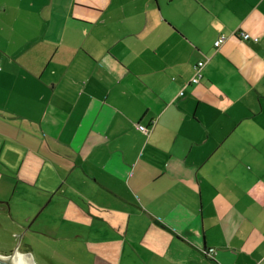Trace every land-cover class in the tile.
<instances>
[{"label":"crops","instance_id":"obj_1","mask_svg":"<svg viewBox=\"0 0 264 264\" xmlns=\"http://www.w3.org/2000/svg\"><path fill=\"white\" fill-rule=\"evenodd\" d=\"M0 65L12 217L88 264L104 239L120 264H264V0H0Z\"/></svg>","mask_w":264,"mask_h":264},{"label":"rangeland","instance_id":"obj_2","mask_svg":"<svg viewBox=\"0 0 264 264\" xmlns=\"http://www.w3.org/2000/svg\"><path fill=\"white\" fill-rule=\"evenodd\" d=\"M6 200L0 199V206L3 208L5 205L8 206V212H9V220L6 217L0 216V253L2 254H12V252L18 248V251L23 253H31L32 259H34V262L36 264H81L77 263L73 259H78V257H82V260L84 264L87 263V251L85 252H79L77 250L74 251V253H69L66 246L67 241L64 236H53L54 232L53 229L50 227V224L46 222L45 219H39L38 217L34 222L31 224V228L26 231V228L28 224L33 220L32 218L35 217L37 212L31 217V220H25L20 215H16L18 217V221L15 220L16 217H12L11 215V205L9 202H3ZM15 201H19L15 199ZM5 203V204H4ZM22 207H27L26 205L21 204ZM43 206V205H41ZM34 208L32 205L31 209ZM39 211V210H38ZM47 213V212H46ZM44 213L43 216H47V214ZM13 220H12V218ZM59 221V220H58ZM58 221L56 223H58ZM88 230L91 232H95L96 230L100 231L99 235L102 237L101 230L103 227L100 225V222L93 221L92 219H88ZM63 226V223H61ZM44 228V230H42ZM104 229L108 230L109 227L104 226ZM64 230V226L63 229ZM24 232H26V235L23 237ZM63 234V233H62ZM105 245H109L111 248V251L109 252V248L105 250V256L108 255L109 259L112 257L114 260L111 261L110 264H120V258L122 256V243L116 242V240H113L109 243L107 240H105ZM31 243V244H27ZM129 244V243H128ZM129 247V245L127 246ZM126 247V252H131L130 255L132 257V260L129 261L128 255L129 253L125 254V258L122 260V264H146L145 260H143L142 256H140L137 251H134L132 247L129 249H132V251L128 250ZM89 251L91 249L89 248ZM109 252V253H108ZM93 255V254H91ZM144 255V254H142ZM129 261V263L126 262ZM134 261V262H133ZM209 261V262H208ZM210 260H207L205 264H210ZM153 264H164L162 260L157 262L156 260L152 261ZM184 264H191V263H184Z\"/></svg>","mask_w":264,"mask_h":264},{"label":"built area","instance_id":"obj_3","mask_svg":"<svg viewBox=\"0 0 264 264\" xmlns=\"http://www.w3.org/2000/svg\"><path fill=\"white\" fill-rule=\"evenodd\" d=\"M240 36H241L242 39L245 40V41H246V40H249V39H252V37L250 36V34L247 33V32H241V33H240ZM226 39H227V36L225 35V33H224V34H221L216 40H214V41H215V46H216V47H220L221 44H223V43H224V40H226ZM253 39H254V40H258L259 37H255V38H253ZM203 64H204L203 61H199L198 65H197V67H198L197 74H196L195 77L191 78L193 82H198V81H199L198 79H200L201 76L203 75L202 67H201ZM0 69H1V65H0ZM140 127H141V129H143V130L146 129V127H145L144 125H140Z\"/></svg>","mask_w":264,"mask_h":264},{"label":"bare ground","instance_id":"obj_4","mask_svg":"<svg viewBox=\"0 0 264 264\" xmlns=\"http://www.w3.org/2000/svg\"><path fill=\"white\" fill-rule=\"evenodd\" d=\"M14 264H36L34 262V259H32V256L31 254L29 253H23V252H20V251H17L15 253V255H11L9 257H3V256H0Z\"/></svg>","mask_w":264,"mask_h":264},{"label":"water","instance_id":"obj_5","mask_svg":"<svg viewBox=\"0 0 264 264\" xmlns=\"http://www.w3.org/2000/svg\"><path fill=\"white\" fill-rule=\"evenodd\" d=\"M32 219H33V220L28 224L26 230H27L28 228H30L32 222H34L35 218L33 217ZM17 251H18V248H16V249L12 252V254H5V255H4V254L0 253V256H3V257H9V256H11V255H15V253H16ZM29 254H31V253H29ZM31 256H32V255H31ZM0 264H14V263H12V262H10V261H8V260H6V259L0 257Z\"/></svg>","mask_w":264,"mask_h":264},{"label":"trees","instance_id":"obj_6","mask_svg":"<svg viewBox=\"0 0 264 264\" xmlns=\"http://www.w3.org/2000/svg\"><path fill=\"white\" fill-rule=\"evenodd\" d=\"M204 62V61H203ZM204 65V64H203ZM199 80V79H198ZM193 82V81H192ZM199 82V81H198ZM182 93V92H181Z\"/></svg>","mask_w":264,"mask_h":264},{"label":"flooded vegetation","instance_id":"obj_7","mask_svg":"<svg viewBox=\"0 0 264 264\" xmlns=\"http://www.w3.org/2000/svg\"><path fill=\"white\" fill-rule=\"evenodd\" d=\"M30 228H31V227H30ZM30 228H29V229H30ZM29 229H28V230H29ZM26 231H27V230H26ZM24 235H25V234H24Z\"/></svg>","mask_w":264,"mask_h":264}]
</instances>
